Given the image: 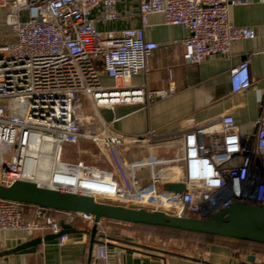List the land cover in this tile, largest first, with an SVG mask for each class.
Returning a JSON list of instances; mask_svg holds the SVG:
<instances>
[{
  "label": "built area",
  "instance_id": "obj_1",
  "mask_svg": "<svg viewBox=\"0 0 264 264\" xmlns=\"http://www.w3.org/2000/svg\"><path fill=\"white\" fill-rule=\"evenodd\" d=\"M118 1L0 0V184L29 180L93 198L148 203L187 218H209L232 203L264 208L263 110L252 134H242L231 114L206 124L191 120L179 130L172 155L148 152L129 162L123 158L127 149L161 142L153 141L150 130L141 137L119 133L97 111L120 103L148 105L167 95L145 83H128L147 71L159 46L144 36L149 14L183 26L182 57L199 64L207 56L229 54L235 40L255 37L252 28L229 19V8L245 0H139V26L99 30V23L118 20ZM228 74L233 92L251 85L247 60ZM102 75L121 84L104 86ZM83 96L91 102V128L74 112ZM80 141L94 145L102 165L62 159L63 146ZM168 183H183L184 189L167 190ZM49 209L34 205L26 214L23 202L0 198V232L43 239L60 232L62 224H94L92 215L56 209L52 215ZM68 239L69 233L57 237L58 244ZM95 256L106 259V246L97 247Z\"/></svg>",
  "mask_w": 264,
  "mask_h": 264
},
{
  "label": "crops",
  "instance_id": "obj_2",
  "mask_svg": "<svg viewBox=\"0 0 264 264\" xmlns=\"http://www.w3.org/2000/svg\"><path fill=\"white\" fill-rule=\"evenodd\" d=\"M138 5L139 0H119L118 20L99 23L98 29L106 32L139 26ZM229 19L235 25L252 28L255 37L233 41L227 55H210L199 64H188L182 57L183 46L179 43L186 29L181 25L165 24L160 14L148 15L143 28L145 39L159 46L148 58L147 71L133 75L128 83H145L151 90H166L167 95L148 105L120 103L97 109L100 118L110 122L115 131L141 137L150 130L153 141L161 142L160 145L143 142L142 146L127 149L123 152L125 161L146 156L148 152L162 158L172 155V144L180 141L179 130L191 120L195 124H206L223 114H231L242 134L255 131L253 121L261 110L264 111V0H245L232 5ZM242 60L248 61L251 85L233 92L228 71ZM100 81L108 87L121 84L106 75H102ZM82 98L91 116V102L85 96ZM262 153L264 155V150ZM31 209L27 206L25 213L30 214ZM75 228L79 231L69 233L64 244H58L57 237L43 240L35 235L25 239L18 231L0 232V264H261L262 261L258 248L245 250L238 240L229 237H215L202 250L193 253L156 249L127 238L108 236L101 226L97 227L91 247L92 225L79 221ZM35 238L40 241L17 249ZM101 245L106 246V259L95 256ZM251 255L253 260H249Z\"/></svg>",
  "mask_w": 264,
  "mask_h": 264
},
{
  "label": "water",
  "instance_id": "obj_3",
  "mask_svg": "<svg viewBox=\"0 0 264 264\" xmlns=\"http://www.w3.org/2000/svg\"><path fill=\"white\" fill-rule=\"evenodd\" d=\"M165 189L181 192L183 183H168ZM0 198L30 203L56 210L78 211L92 215L91 247L97 233V222L109 219L129 224L142 223L196 233L212 234L234 239H248L264 243V208L258 205L232 203L209 218H187L171 212L136 203H121L90 195L41 186L29 180H16L9 185L0 184ZM58 233H50L43 240L53 239L62 233L78 232L69 224H62ZM39 238L21 244L17 249L39 242ZM250 256L249 260H253Z\"/></svg>",
  "mask_w": 264,
  "mask_h": 264
},
{
  "label": "rangeland",
  "instance_id": "obj_4",
  "mask_svg": "<svg viewBox=\"0 0 264 264\" xmlns=\"http://www.w3.org/2000/svg\"><path fill=\"white\" fill-rule=\"evenodd\" d=\"M88 105L82 97L78 98L74 102V112L80 117L84 123L85 128H91L93 125L87 119L88 116ZM63 160H82L87 164L91 165H102V163L94 156V145L89 141H80L75 145L63 146L62 151ZM167 166V164H166ZM159 167L156 168V170ZM102 223L101 228L107 232L108 236L127 238L135 241L141 245L153 247L156 249L170 250V251H185V252H198L203 249V246L197 240H179L160 235H155L149 230H143L132 227L129 223L106 221ZM258 255L261 256V264H264V254L262 249L258 248Z\"/></svg>",
  "mask_w": 264,
  "mask_h": 264
},
{
  "label": "trees",
  "instance_id": "obj_5",
  "mask_svg": "<svg viewBox=\"0 0 264 264\" xmlns=\"http://www.w3.org/2000/svg\"><path fill=\"white\" fill-rule=\"evenodd\" d=\"M27 206L33 207L34 204L24 203V208H26ZM49 210L52 215H56V212L53 209H49ZM130 225L134 228L149 230L155 235H160V236L169 237L173 239H179V240H184V239L185 240H197L199 241V243H201L203 248L206 247L207 244L210 243L213 238L218 237L217 235H212V234L183 231L179 229L150 225V224L134 223ZM236 240L239 241V244L243 249L251 250L252 248L256 247V248L262 249L263 254H264V243L253 241V240H248V239H236Z\"/></svg>",
  "mask_w": 264,
  "mask_h": 264
},
{
  "label": "bare ground",
  "instance_id": "obj_6",
  "mask_svg": "<svg viewBox=\"0 0 264 264\" xmlns=\"http://www.w3.org/2000/svg\"><path fill=\"white\" fill-rule=\"evenodd\" d=\"M136 204H140V205H143V206H151V205L148 204V203H137V202H136Z\"/></svg>",
  "mask_w": 264,
  "mask_h": 264
}]
</instances>
